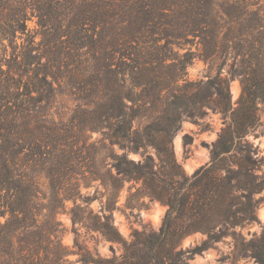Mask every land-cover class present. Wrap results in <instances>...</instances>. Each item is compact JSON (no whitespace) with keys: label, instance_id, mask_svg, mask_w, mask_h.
Segmentation results:
<instances>
[{"label":"trees","instance_id":"trees-1","mask_svg":"<svg viewBox=\"0 0 264 264\" xmlns=\"http://www.w3.org/2000/svg\"><path fill=\"white\" fill-rule=\"evenodd\" d=\"M195 58L215 61V73L188 79ZM62 92L75 102L66 119L53 112ZM263 106L264 10L249 0H0V264H66L56 215L72 199V221L83 219L77 182L87 178L111 188L108 210L123 181L167 209L157 230L143 225L127 240L110 211H88L86 228L121 253L84 252L83 263L190 264L230 235L238 254L264 264V227L248 241L237 231L258 221L264 172L247 136ZM210 112L223 126L209 162L188 175L172 138L183 118ZM192 232L205 239L180 247Z\"/></svg>","mask_w":264,"mask_h":264},{"label":"rangeland","instance_id":"rangeland-1","mask_svg":"<svg viewBox=\"0 0 264 264\" xmlns=\"http://www.w3.org/2000/svg\"><path fill=\"white\" fill-rule=\"evenodd\" d=\"M253 8L260 7L264 10V0H249ZM30 29L36 28L35 18L27 21ZM192 50L195 46H191ZM215 61H204L201 58H195L186 67V77L191 80L205 79L216 71ZM221 74L225 75V69ZM230 100L232 105L236 102L241 93V86L237 79H231L228 82ZM75 106L74 100L65 92L58 94L53 106L55 116L68 118ZM260 128L256 134H249L247 139L251 142L252 147L256 149L254 157L261 158V167L259 172H264V106L259 111ZM222 120L219 113L210 112L203 120L194 122L187 118H183L180 127L172 138L173 154L177 162H179L188 175L192 174L196 168L206 164L210 160V147L216 140L220 129L222 128ZM185 134L191 136L192 141L189 145L183 144ZM84 136L88 142L98 140L99 132H84ZM129 157L140 159L138 153H129ZM138 184L123 181L122 186L117 190L114 197L113 206L108 210V198L112 193L110 187L103 185L98 178H87L86 180H78L77 190L80 198L76 199V203L85 206L83 219L73 222L71 218V208L73 206L72 199H65L63 210L58 212L56 218L62 224L63 231L61 241L69 249L66 264H93L92 262L83 263L81 253L87 252L91 257L96 256L109 257L114 251L115 254L121 253V246L116 242L109 241L94 230H89L85 226V215L88 211L97 214L102 218L103 214L109 211L112 217V223L123 239H129L133 229L140 230L143 225L150 226L157 230L162 224L167 207L157 200H151L147 196L131 195L135 192ZM255 198H260L256 208L257 222L246 225L243 228H237L245 241L260 234L264 227V189L255 194ZM87 200V204L85 201ZM155 217H159V221L155 222ZM191 242L188 245L180 247L186 249L199 244L205 235L201 232L190 233ZM76 239L78 246L74 245ZM234 239L227 235L215 242L211 247L205 249L200 254H195L190 260V264H256L251 258L242 256L235 251ZM80 248V249H79Z\"/></svg>","mask_w":264,"mask_h":264},{"label":"water","instance_id":"water-1","mask_svg":"<svg viewBox=\"0 0 264 264\" xmlns=\"http://www.w3.org/2000/svg\"><path fill=\"white\" fill-rule=\"evenodd\" d=\"M191 241L192 240L190 234H187L182 238V245H188Z\"/></svg>","mask_w":264,"mask_h":264},{"label":"bare ground","instance_id":"bare-ground-1","mask_svg":"<svg viewBox=\"0 0 264 264\" xmlns=\"http://www.w3.org/2000/svg\"><path fill=\"white\" fill-rule=\"evenodd\" d=\"M159 221V217H155V222H158Z\"/></svg>","mask_w":264,"mask_h":264}]
</instances>
